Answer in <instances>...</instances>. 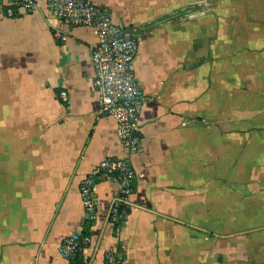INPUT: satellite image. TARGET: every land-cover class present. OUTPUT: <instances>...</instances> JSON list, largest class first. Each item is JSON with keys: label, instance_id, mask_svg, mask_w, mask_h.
I'll list each match as a JSON object with an SVG mask.
<instances>
[{"label": "crops", "instance_id": "0c3cea01", "mask_svg": "<svg viewBox=\"0 0 264 264\" xmlns=\"http://www.w3.org/2000/svg\"><path fill=\"white\" fill-rule=\"evenodd\" d=\"M90 1L140 39L129 218L110 223L119 183L102 177L99 217L83 220L80 181L124 152L99 113L95 30L45 6L0 12V264H106L109 251L117 264H264V0ZM81 230L91 243L60 256Z\"/></svg>", "mask_w": 264, "mask_h": 264}, {"label": "built area", "instance_id": "2783aa9c", "mask_svg": "<svg viewBox=\"0 0 264 264\" xmlns=\"http://www.w3.org/2000/svg\"><path fill=\"white\" fill-rule=\"evenodd\" d=\"M45 6L61 23L69 26L93 28L97 42L91 47L94 66L93 85L99 97V113L110 116L116 123V134L123 146V155L98 162L90 174L80 181L83 220L91 223L98 219L100 206L95 197L96 180L107 177L119 183L117 196L109 209L110 223L119 228L130 215V198L141 174L132 158L142 151L140 117L145 97L137 81L134 62L140 39L118 24L113 12L90 0H0V12L7 17L34 13ZM58 35V34H57ZM59 36V35H58ZM62 40L65 35H60ZM63 102L68 101L65 90L60 92ZM91 243L88 231L65 236L60 245V256L70 260ZM106 264H117L114 251L105 256Z\"/></svg>", "mask_w": 264, "mask_h": 264}]
</instances>
